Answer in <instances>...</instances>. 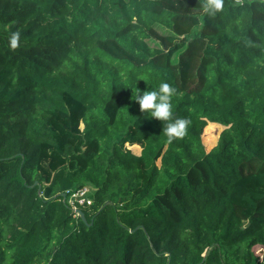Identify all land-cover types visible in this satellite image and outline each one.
Instances as JSON below:
<instances>
[{"label": "trees", "instance_id": "16d2710c", "mask_svg": "<svg viewBox=\"0 0 264 264\" xmlns=\"http://www.w3.org/2000/svg\"><path fill=\"white\" fill-rule=\"evenodd\" d=\"M200 4L0 0V264H264V0Z\"/></svg>", "mask_w": 264, "mask_h": 264}, {"label": "clouds", "instance_id": "9594fccd", "mask_svg": "<svg viewBox=\"0 0 264 264\" xmlns=\"http://www.w3.org/2000/svg\"><path fill=\"white\" fill-rule=\"evenodd\" d=\"M244 0H233L234 6H242ZM225 0H201L200 9L207 16H215L222 12ZM21 33L19 30L11 32L8 46L12 51L20 47ZM246 46H255L253 42L246 41ZM177 88L167 81H161L156 89L141 93L139 88L132 89V99L139 105L142 113L159 121L166 122L163 128L168 143L182 139L187 135L191 121L188 118L174 117L173 97L177 95ZM79 214V213H78Z\"/></svg>", "mask_w": 264, "mask_h": 264}, {"label": "built area", "instance_id": "2783aa9c", "mask_svg": "<svg viewBox=\"0 0 264 264\" xmlns=\"http://www.w3.org/2000/svg\"><path fill=\"white\" fill-rule=\"evenodd\" d=\"M66 197L67 202L71 205L76 214L78 213V204H88L91 202L90 190L88 185H83L71 191Z\"/></svg>", "mask_w": 264, "mask_h": 264}, {"label": "rangeland", "instance_id": "374dc122", "mask_svg": "<svg viewBox=\"0 0 264 264\" xmlns=\"http://www.w3.org/2000/svg\"><path fill=\"white\" fill-rule=\"evenodd\" d=\"M217 129L216 125L211 126L207 131H206V135H205V143L209 144L213 141V133L215 132V130ZM89 186V190L93 191V187L88 184Z\"/></svg>", "mask_w": 264, "mask_h": 264}, {"label": "water", "instance_id": "95a60500", "mask_svg": "<svg viewBox=\"0 0 264 264\" xmlns=\"http://www.w3.org/2000/svg\"><path fill=\"white\" fill-rule=\"evenodd\" d=\"M77 212L81 215V217L83 218V220L85 221V218H84V215H83V212L81 211V209H77Z\"/></svg>", "mask_w": 264, "mask_h": 264}]
</instances>
